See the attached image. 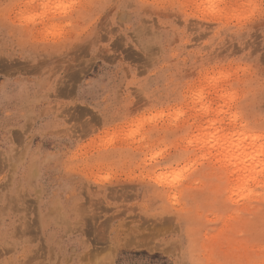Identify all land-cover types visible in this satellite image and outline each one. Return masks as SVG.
Returning <instances> with one entry per match:
<instances>
[{
	"label": "rangeland",
	"instance_id": "rangeland-1",
	"mask_svg": "<svg viewBox=\"0 0 264 264\" xmlns=\"http://www.w3.org/2000/svg\"><path fill=\"white\" fill-rule=\"evenodd\" d=\"M0 264H264V0H0Z\"/></svg>",
	"mask_w": 264,
	"mask_h": 264
},
{
	"label": "snow or ice",
	"instance_id": "snow-or-ice-1",
	"mask_svg": "<svg viewBox=\"0 0 264 264\" xmlns=\"http://www.w3.org/2000/svg\"><path fill=\"white\" fill-rule=\"evenodd\" d=\"M210 7H215L219 0H206Z\"/></svg>",
	"mask_w": 264,
	"mask_h": 264
}]
</instances>
